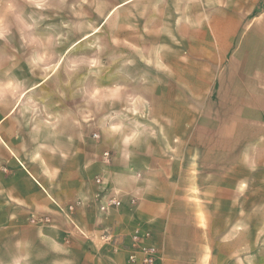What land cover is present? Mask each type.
<instances>
[{
    "label": "crops",
    "instance_id": "obj_1",
    "mask_svg": "<svg viewBox=\"0 0 264 264\" xmlns=\"http://www.w3.org/2000/svg\"><path fill=\"white\" fill-rule=\"evenodd\" d=\"M137 1H125L131 14L126 34L131 38L132 29L147 28L142 35L147 68L161 79L172 73L170 80L188 85L187 92L175 86L149 98L136 95L127 109L101 110L99 103L88 106L80 80L79 99L67 107L2 111L0 264H130V238L137 228L153 231L160 247L155 264H264V80H236L245 88L232 100L260 103L256 118L243 121L240 140L231 144L221 142L220 128L210 119V102L223 80L213 71L211 80L202 81L208 91L201 92L197 76L185 74L199 68L195 54L224 51L218 47L227 45L219 39L226 28L228 36H238L224 23L240 19L237 6L262 0H146L143 11L139 6L145 2ZM122 4L111 7L102 25L116 19ZM136 40L129 39L130 49L140 46ZM250 82L259 93L247 92ZM184 148L191 156L174 157L181 165L199 166L205 150L215 164V150L221 149L218 161L225 167L221 173L208 171L202 194L208 205L193 203L192 220L177 204L176 220L163 224L173 210L172 190L168 179L151 178L147 165L172 163L167 151ZM154 180L159 183L149 184ZM175 197L180 202L178 192ZM111 200L120 206L108 207ZM197 213H221L223 220L199 219ZM106 231L117 246L100 240Z\"/></svg>",
    "mask_w": 264,
    "mask_h": 264
},
{
    "label": "rangeland",
    "instance_id": "obj_2",
    "mask_svg": "<svg viewBox=\"0 0 264 264\" xmlns=\"http://www.w3.org/2000/svg\"><path fill=\"white\" fill-rule=\"evenodd\" d=\"M107 1L0 0V117L2 111L16 107H47L48 104L55 105L56 108L67 107V103L79 99L77 90L81 87L80 80L84 81L82 87L88 95V106L91 107L90 103H93L95 107L99 103L101 110L127 109L130 104L134 105L136 95L149 98L159 91H174L175 82L170 80L172 73L169 72L168 78L164 74L161 79L147 68V40L142 36L147 28L132 29L131 38L126 34L131 14L129 15L128 5L125 4L129 1L114 0L113 5L116 6L125 3L118 6L116 19H110L102 25L105 15L113 7ZM142 1L145 4L139 6L141 11L147 8V1ZM236 10L240 19L224 23H228L226 27H232L231 32H238V36H228L229 30L226 28L225 36L219 39H223L227 45L218 47L224 51L195 54L194 60L199 62V68L185 71L187 77L197 76V80L201 81V92L208 91L207 85L202 84V81H207L204 79L209 76L211 80L213 71L217 80H223L215 87L217 97L215 102H210L209 109L213 115L210 119L220 128L221 142L231 144L240 140L238 131L243 121L256 118V108L260 103L254 99L247 100L246 104L238 99L232 100L235 94L243 93L245 88L240 85V89L235 84L236 80H264V0L258 4L237 6ZM137 18L139 19L138 15ZM124 31V35L117 34ZM129 39L131 42L134 39L139 42L140 46H136V51L129 48ZM160 86L162 90L159 89ZM188 87L176 86V91L187 92L185 90ZM246 87H249V93H259L257 86L251 85V82ZM210 91H213L212 88ZM173 125L168 123L170 132ZM172 136L170 133L169 139ZM215 151L218 153L215 154V164H209L211 159L205 150L201 154L199 166L185 163L188 161L181 165V158L191 156V149L184 148L167 151L172 163L147 165L149 176L168 179L172 190L173 210H169L163 224L168 222V218L176 220L177 204L180 209L190 211L187 212L189 220L193 219V203L205 207L208 205L207 196L202 198L207 186L205 177L208 171L221 173L225 167L218 161L223 156V150ZM178 156L180 160L176 161L174 157ZM228 166L227 164L226 167ZM193 182L196 186L192 195ZM157 183V180L149 182L152 185ZM177 192L180 195L178 203L175 202ZM222 215L197 213V218L203 219L205 216L206 220L221 221ZM174 235L175 232L172 237ZM152 238L153 233L150 242L159 251L158 243L153 242Z\"/></svg>",
    "mask_w": 264,
    "mask_h": 264
},
{
    "label": "built area",
    "instance_id": "obj_3",
    "mask_svg": "<svg viewBox=\"0 0 264 264\" xmlns=\"http://www.w3.org/2000/svg\"><path fill=\"white\" fill-rule=\"evenodd\" d=\"M105 160L109 161V154L105 153ZM121 204L118 200H111L108 204V207L117 208ZM106 207L102 206L101 210H105ZM116 237H113L111 233L104 232L100 236V240L104 243H109L113 246L115 244ZM131 252L129 254L130 264H155L158 258L157 248L150 242L151 233L148 231H142L140 228H137L131 234Z\"/></svg>",
    "mask_w": 264,
    "mask_h": 264
}]
</instances>
